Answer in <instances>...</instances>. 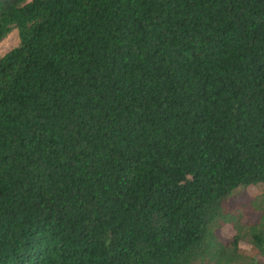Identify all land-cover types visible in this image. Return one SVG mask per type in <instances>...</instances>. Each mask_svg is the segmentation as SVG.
Listing matches in <instances>:
<instances>
[{
  "label": "trees",
  "instance_id": "16d2710c",
  "mask_svg": "<svg viewBox=\"0 0 264 264\" xmlns=\"http://www.w3.org/2000/svg\"><path fill=\"white\" fill-rule=\"evenodd\" d=\"M14 31L0 264H264V0H0Z\"/></svg>",
  "mask_w": 264,
  "mask_h": 264
},
{
  "label": "rangeland",
  "instance_id": "374dc122",
  "mask_svg": "<svg viewBox=\"0 0 264 264\" xmlns=\"http://www.w3.org/2000/svg\"><path fill=\"white\" fill-rule=\"evenodd\" d=\"M19 43L20 38L18 36V32L14 31L5 41L0 43V57L7 54L13 48L17 47ZM262 193L263 186L261 185L246 188L245 190L241 191V193L237 197L233 198L230 201L228 210H231L232 213H235V215H238V213H242L245 222H257L260 217V212H258L256 208L252 206V203L256 199H258V197L262 195ZM219 235L225 241L232 239L235 235L233 225H224L223 228L219 230ZM241 246H243L242 248H245L247 250H249L250 247L247 243H242Z\"/></svg>",
  "mask_w": 264,
  "mask_h": 264
}]
</instances>
